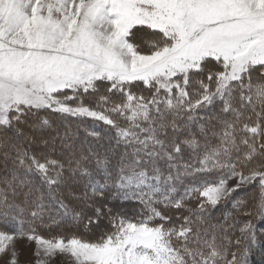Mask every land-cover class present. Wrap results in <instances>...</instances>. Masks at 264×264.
<instances>
[{
  "label": "trees",
  "instance_id": "obj_1",
  "mask_svg": "<svg viewBox=\"0 0 264 264\" xmlns=\"http://www.w3.org/2000/svg\"><path fill=\"white\" fill-rule=\"evenodd\" d=\"M199 69L168 89L99 84L114 125L53 106L8 111L0 119V228L99 242L129 220L160 227L182 264H264V185L214 203L192 191L234 172L264 174V67L238 80L216 78L211 60ZM38 139L57 148H38ZM38 163L53 170L51 180ZM141 175L155 189L124 195V178Z\"/></svg>",
  "mask_w": 264,
  "mask_h": 264
},
{
  "label": "rangeland",
  "instance_id": "obj_2",
  "mask_svg": "<svg viewBox=\"0 0 264 264\" xmlns=\"http://www.w3.org/2000/svg\"><path fill=\"white\" fill-rule=\"evenodd\" d=\"M207 60L220 70L216 78L225 80L264 67V0H0V119L13 109L53 106L114 125L111 112L101 106L108 102L99 84L140 81L168 89ZM36 142L48 151L57 148L53 139ZM66 153L65 164L73 155ZM37 167L53 178V170ZM141 176L124 178L123 187L130 190L124 195L155 189ZM256 181L264 185V174L234 172L192 191L214 203ZM244 230L249 232L246 225ZM182 263L160 227L129 220L99 242L0 228V264Z\"/></svg>",
  "mask_w": 264,
  "mask_h": 264
}]
</instances>
